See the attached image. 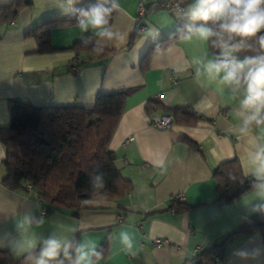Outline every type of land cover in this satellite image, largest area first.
I'll list each match as a JSON object with an SVG mask.
<instances>
[{"label": "crops", "instance_id": "1", "mask_svg": "<svg viewBox=\"0 0 264 264\" xmlns=\"http://www.w3.org/2000/svg\"><path fill=\"white\" fill-rule=\"evenodd\" d=\"M95 1L82 0L77 7L83 8ZM151 1L158 0H119L122 11L113 13L112 23L129 37L135 28L139 7L144 8ZM30 2L15 22L0 26V125H8L10 121L9 99L18 98L34 109L58 107L63 114H82L83 107L93 105L96 99L101 112L117 107L118 100L111 94L131 89L108 144L115 156L114 169L130 181L131 188L121 196L114 194L111 199L81 200L76 216H71L68 210H55L43 216L41 204L32 194L10 190L1 184L5 152L0 143V230L15 232L13 218L31 212L35 217L44 218L43 225L33 228L45 237L52 233L55 222L75 220L83 230L75 234L77 240L91 238L100 246L106 239L104 258L98 264H192L196 247L206 250L220 242L255 212L243 206L245 197L253 198V189L227 203L199 205L214 199L212 173L223 161L237 158L243 174L250 175L247 159L250 140L239 131L237 102L228 100L227 91L218 93L217 86L207 84L203 77L198 81L190 63L204 51L211 56L208 45L196 38L185 42L180 37L153 54L146 64L141 62L153 42L189 24L199 26L202 22L176 16V9L152 5L139 19L138 26L143 29L132 46L126 47L128 37L120 46L109 44L105 49L115 51L110 57L93 59L73 73L68 69L75 56L70 46L85 35L94 44L93 32L83 33L77 24L54 28L49 39L53 49L37 52V42L26 33L44 20L66 14L51 5L53 0ZM149 26L157 29L159 35L143 40ZM251 54L242 52L236 56L243 59ZM89 57L86 51L79 54L81 60ZM149 101L157 105L148 112L145 105ZM193 105L200 108L194 110ZM184 106L198 117L194 124L174 121L169 130L151 125L153 118ZM23 111L18 106L14 113ZM159 159L166 163L164 170L153 166L152 162ZM94 173L103 174L104 181L110 182L114 170L100 167ZM84 185L91 192L92 183L85 181ZM176 196H181L178 201L187 205L199 206L172 211L169 204ZM121 230L133 235L135 256L123 251L118 235ZM154 239L162 242L154 245ZM256 249L260 250L256 259L234 255ZM215 264H264V233L256 230L245 236L234 235Z\"/></svg>", "mask_w": 264, "mask_h": 264}, {"label": "trees", "instance_id": "2", "mask_svg": "<svg viewBox=\"0 0 264 264\" xmlns=\"http://www.w3.org/2000/svg\"><path fill=\"white\" fill-rule=\"evenodd\" d=\"M98 2L100 0L83 8L87 9ZM186 2L187 0L151 1L145 4L144 11L147 13L152 5L171 9L170 6L173 4L183 6L182 3ZM30 4V0H0V26L15 22L19 13ZM138 22L128 37L126 47L132 46L140 33ZM74 24H77L76 15H63L42 21L39 26L27 32L26 36L35 39L38 45L37 52L51 51L53 49L49 45L51 30ZM185 29L186 27L149 45L141 62L146 64L153 54L180 38ZM70 49L75 52V56L69 64V71L73 67L80 70L91 60L110 57L115 52L105 48L100 53L94 51L89 35L75 41ZM208 49L211 55L218 54V49H212L210 45ZM84 51L89 52L90 57L81 60L79 54ZM140 68H143V65L140 64ZM131 92V89H126L112 93L111 95L118 100L115 108L101 112L98 110L96 99L93 105L83 107L82 114L71 112L63 114L59 112L58 107L34 109L29 103L18 98L9 99L10 121L8 125H0V143L5 152L1 184L10 190H24L32 194L41 204L43 216L55 210H68L71 216H76L80 209V201L83 199H111L114 194L121 196L128 192L131 183L114 169L115 156L108 149V144L122 114L124 99ZM156 105V102L149 101L145 108L149 112ZM18 106L24 108V111L15 114L14 110ZM170 111L178 124L192 125L198 119L188 106L175 107ZM100 167L113 169L114 174L110 182H105V189L101 193L93 194L88 192L84 182L93 184L96 176L94 170ZM212 175L215 181V197L212 201L199 205L230 202L253 189V184L257 182L252 175L243 174L237 158L220 163ZM196 206L173 200L169 204V209L182 212ZM36 218H39V215ZM256 230L264 233V210H257L244 218L234 231L208 249L201 250L199 246L191 260L192 264H215L223 256L226 243L231 237L249 235ZM106 246L105 239L99 249L104 252ZM0 264L24 262L23 258H13L8 250L0 249Z\"/></svg>", "mask_w": 264, "mask_h": 264}, {"label": "clouds", "instance_id": "3", "mask_svg": "<svg viewBox=\"0 0 264 264\" xmlns=\"http://www.w3.org/2000/svg\"><path fill=\"white\" fill-rule=\"evenodd\" d=\"M82 0H53V6L64 14L77 16V26L83 33L93 32L96 42L93 50L100 53L111 44L120 46L128 34L112 23L113 13L119 14V0H100L89 8H79ZM178 7L176 16L195 23L186 26L181 35L185 42L193 38L202 44L218 49L211 56L204 51L190 63L195 77H202L207 84H215L221 95L227 91L228 100L238 104L239 131L248 136L250 147L247 154L248 174L255 177L251 199L243 200V206L251 211L264 210V0H187ZM143 40L155 39L159 31L153 26L146 30ZM88 43V41H85ZM252 53L238 59L237 53ZM193 105V109H199ZM256 131L252 132L251 129ZM164 170L163 159L152 162ZM105 189L103 174H97L91 192L99 194ZM247 199V202H246ZM87 202V201H86ZM15 232L0 230V249H7L14 258H23L24 264H98L104 253L91 238L77 240L75 234L82 228L75 222H55L56 226L47 237L37 234L33 226L44 224V218H36L31 212L13 218ZM123 251L135 256V241L127 230L119 232ZM234 255L256 259L260 250L235 252Z\"/></svg>", "mask_w": 264, "mask_h": 264}, {"label": "built area", "instance_id": "4", "mask_svg": "<svg viewBox=\"0 0 264 264\" xmlns=\"http://www.w3.org/2000/svg\"><path fill=\"white\" fill-rule=\"evenodd\" d=\"M171 9H176L178 10V7H180L179 5L173 4L172 6H170ZM145 14L144 8L142 6L139 7L138 12H137V16H136V22L139 21V19ZM139 30L142 31L143 26L139 25ZM71 71L73 73H76L78 70L77 68L73 67L71 69ZM158 98H161L160 95L157 96ZM151 125L158 128V129H166L169 130L171 128H173L174 126V117L172 114H164L160 117H155L151 120ZM27 188H29V186H27ZM181 196H176L174 198V200H180ZM162 241L160 239H154L153 240V244L154 245H159ZM199 246L195 248V252H197L199 250ZM105 264V263H103Z\"/></svg>", "mask_w": 264, "mask_h": 264}]
</instances>
